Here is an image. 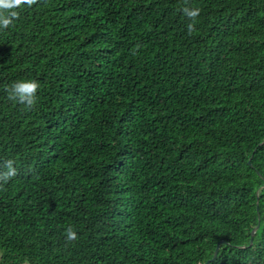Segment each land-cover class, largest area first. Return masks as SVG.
<instances>
[{
	"label": "trees",
	"instance_id": "16d2710c",
	"mask_svg": "<svg viewBox=\"0 0 264 264\" xmlns=\"http://www.w3.org/2000/svg\"><path fill=\"white\" fill-rule=\"evenodd\" d=\"M185 7L200 10L191 33ZM15 11L0 29V173L16 170L0 264H205L219 244L210 264H264V0ZM29 80L31 110L6 91Z\"/></svg>",
	"mask_w": 264,
	"mask_h": 264
},
{
	"label": "clouds",
	"instance_id": "9594fccd",
	"mask_svg": "<svg viewBox=\"0 0 264 264\" xmlns=\"http://www.w3.org/2000/svg\"><path fill=\"white\" fill-rule=\"evenodd\" d=\"M38 3V0H0V29L8 28L13 19L18 18V12L15 9H19L21 6H28L29 8ZM184 15L192 21L187 25L189 33L195 30L196 18L200 15L198 8L182 9ZM40 85L35 80L20 81L12 84L6 88L8 92V99L15 101L19 104L25 105L27 109L31 110L37 103V91ZM13 161L8 160L5 167L7 171L0 173V182L7 183L12 177L16 175V170L13 167ZM77 239L76 233L69 228L67 230V240L75 241Z\"/></svg>",
	"mask_w": 264,
	"mask_h": 264
},
{
	"label": "water",
	"instance_id": "95a60500",
	"mask_svg": "<svg viewBox=\"0 0 264 264\" xmlns=\"http://www.w3.org/2000/svg\"><path fill=\"white\" fill-rule=\"evenodd\" d=\"M258 228H259V226H257V227L252 231L251 245H252V243H253V237H254L256 231L258 230ZM219 248H220V244L218 245V247H217V249H216V251H215V253H214V257H213L211 260H209L208 262H206L205 264H210L211 262L215 261L217 255H218V252H219Z\"/></svg>",
	"mask_w": 264,
	"mask_h": 264
}]
</instances>
